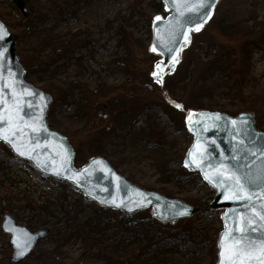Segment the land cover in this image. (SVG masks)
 Instances as JSON below:
<instances>
[{
  "label": "rangeland",
  "instance_id": "rangeland-1",
  "mask_svg": "<svg viewBox=\"0 0 264 264\" xmlns=\"http://www.w3.org/2000/svg\"><path fill=\"white\" fill-rule=\"evenodd\" d=\"M24 1L27 18L12 0H0V18L18 25L9 29L26 80L52 97L49 125L70 139L76 164L101 156L132 183L202 210L164 226L150 210L101 209L0 143V264H14L6 215L50 232L18 264H216L221 211L196 205L215 194L200 175L182 170L192 142L183 118L195 105L231 116L252 112L264 131V0H218L174 73L157 69L163 58L151 50L155 17L168 16L163 0ZM252 11L253 26L241 27ZM154 72L161 85L150 80ZM124 93L142 100V109L119 112L113 100Z\"/></svg>",
  "mask_w": 264,
  "mask_h": 264
},
{
  "label": "water",
  "instance_id": "water-1",
  "mask_svg": "<svg viewBox=\"0 0 264 264\" xmlns=\"http://www.w3.org/2000/svg\"><path fill=\"white\" fill-rule=\"evenodd\" d=\"M14 5L18 8L20 13L27 18L28 17V7L24 0H12ZM190 2H195V0H190ZM165 4L166 11L169 13L166 19H161L160 21H156L153 25L152 32V47L156 45L157 51L155 53L161 55L163 57V67L169 66L171 73H173L176 69V64L174 62L177 53L181 50H186L192 41L191 31H195V28L191 27V25H186V27L182 30L180 28V23L175 17L178 15L175 9L171 7L170 3H166V0H163ZM217 4V0H215L214 7L212 8L211 14ZM186 16L190 15L188 13ZM211 16V15H210ZM210 18V17H209ZM208 18V19H209ZM192 20H197L198 17L195 15H191ZM206 20V22L208 21ZM203 23L202 27L205 25ZM0 24L4 26V37L3 40H0V63L3 64V76L2 81L8 83L10 81H16L14 87L17 91L20 90V83L27 86L30 90L35 93H42L46 99V107L44 106V101L39 99L37 95L35 99L33 97H29L24 95L20 99L24 101H32L33 107L31 110L28 109L27 104H22L21 107L24 111L34 112L36 116H40V108H43V122L46 125L48 132L44 133L42 130L39 133H31L29 131V135L33 137L32 143H36V137H40V147L35 149V152L41 153L40 160L42 162L51 163V161L56 160L57 164L52 165L53 167H57L59 164V158L57 153H63V148H68L71 151V165L76 172L82 173L78 178L81 180V185H77L72 180L62 179L55 175L52 171H45L41 167H38L36 162L28 157L19 156L13 148L6 142L0 140V143L7 145L13 154L24 161H27L32 165V167L39 171L45 178H53L59 181H63L71 184L73 187L81 191L83 196L94 203L95 205L115 211L117 213H122L125 216L136 215L141 212H146L151 210L153 218L164 225H176L179 221L189 219L193 216H196L202 210L201 207H194L181 199H171L166 197L165 195L155 192L148 191L143 187H140L126 177L121 175L111 163L101 157H94L89 159L88 162L83 166H77L75 164L76 152L71 145L68 137L54 129H52L49 125L48 114L50 111V107L52 105L53 99L52 97L45 93L44 91L38 89L33 86L26 80V72L24 66L21 64L19 57L17 55L16 48V35L12 34L9 27L4 23L0 18ZM200 27V28H202ZM191 28L189 31L188 29ZM184 33L187 34L188 40L184 39ZM186 41V42H185ZM177 45L173 53L166 52V47H172L173 43ZM9 71H11L12 75L9 76ZM160 75V74H159ZM161 76V75H160ZM152 78L157 82V77L152 76ZM161 84V83H160ZM145 87H147L151 92L154 91V86L150 83H146ZM6 91H10L6 89ZM191 114L192 119L189 121L187 119ZM214 114H219L222 119L220 121H213L209 117ZM242 114H247L253 119V127L255 133L259 134V136L255 139V147H253V151L255 155H250L246 152L244 146L238 145L237 141L231 138V125L228 124L230 120H237L241 118ZM23 115V112H21ZM202 116L203 118L199 121L201 125L206 126L207 130L202 131L200 128H197L196 131L189 130L190 123H196L197 117ZM104 118H107L106 116ZM27 119V117H25ZM216 125L215 127L213 125ZM185 126L187 132L192 137V142L185 154L183 160L184 168L191 173H197L200 175L202 181L210 187L215 195L211 204L208 206L209 209L213 211H221V222H222V230L219 234V238L217 241V262L216 264H220L219 257V243L221 241V237L226 230V214L228 216L232 215V209L240 208L242 202L226 200L224 195L221 193L220 189L214 187L212 184L208 182L204 178V173L200 170V167H197L195 164H189L187 167L185 166V161L188 159V154L190 151H193L194 148L196 150V155L193 157L194 160L200 161L201 166L206 165L209 160L215 165L217 162H223L224 164L229 166V171H235L237 174H243L245 172H249L252 174L258 173L262 169H264V131H260L256 127V118L255 114L252 112L249 113H240L236 116H231L229 114L219 112V111H209V110H190L185 117ZM52 134V135H49ZM200 140L199 146H197V140ZM215 139L216 144L213 145L211 140ZM218 145V147H217ZM250 147L252 145H249ZM236 155L237 159L233 160L232 156ZM94 161H101L100 164L93 163ZM248 165V167H245ZM88 169L87 172L84 170ZM110 169L111 171H108ZM206 171L209 172L210 175H215V169L205 168ZM117 177L119 179H117ZM91 192V195H87L86 193ZM256 196L264 199V196H261L260 190H255ZM97 197V198H93ZM115 199L118 203L123 202L124 204H128L132 207V211H129L126 207H115L111 203H101V200L111 201ZM142 203L143 206L137 207L135 203ZM254 202L259 209L260 200L254 197ZM175 206V208L173 207ZM179 210H186V214L176 215L175 213ZM243 210V209H241ZM229 226H234L233 221H227ZM3 231L5 234L11 237L10 242L13 247V263L17 264L21 261L25 260L27 256L34 250L37 243L47 237L50 232L48 230H39L33 232L25 227H20L17 222L9 215L5 216V221L3 223ZM19 237L20 242L23 243L25 240L30 239L31 243L29 248L26 250L23 256L17 255V249L13 243L15 237ZM227 243V241H226Z\"/></svg>",
  "mask_w": 264,
  "mask_h": 264
},
{
  "label": "snow or ice",
  "instance_id": "snow-or-ice-1",
  "mask_svg": "<svg viewBox=\"0 0 264 264\" xmlns=\"http://www.w3.org/2000/svg\"><path fill=\"white\" fill-rule=\"evenodd\" d=\"M166 3H170L178 13L175 19L180 22V28L183 30L186 25H191L196 31L200 30L203 23L210 17L212 8L214 7L215 0H166ZM188 13L190 15L186 16ZM191 15L198 17L197 20H192ZM161 16H156L155 20L160 21ZM189 31L191 28L188 29ZM5 31L4 26L0 24V40H3ZM184 39L187 41L189 38L184 33ZM172 47H166V52L173 53L177 46L175 42H172ZM152 51H157L156 45H153ZM175 58V57H173ZM157 69L161 68V64L156 65ZM12 73L9 71V76ZM154 76L157 77L158 83H163V77L159 73L154 72ZM3 76V64L0 63V78ZM16 81H10L5 83L0 79V140L8 143L13 150L21 157H28L36 162L38 167H41L45 171H52L55 175L62 179L72 180L78 186L81 185V180L78 178L82 175L80 172H76L71 165V151L68 148H63V153H57L59 158V164L57 167L52 165L57 164L56 160L48 162H42L40 160L41 153L35 152L36 148L40 147V137H36V143H32L33 137L29 135V131L33 134L41 132H48L46 125L43 122V108H40L41 115L36 116L34 112L24 111L21 107L22 104H27L29 110L32 109V101H24L20 99L24 95L36 98L39 96L41 101H44L46 107L47 99L42 93H35L27 86L20 83V90L17 91L14 87ZM6 89L10 91H6ZM177 108H181L180 104H175ZM23 112V115H21ZM27 117V119H25ZM202 116L197 117L196 123L189 124V130L196 131L200 128L202 131H206L207 128L201 125L199 121ZM213 121H220L222 117L219 114H214L209 117ZM191 121V114L187 118ZM228 124L231 125V138L237 141L238 145L244 146L246 152L250 155H255L253 147H255V139L259 134L255 133L253 127V119L247 114H242L239 121L230 120ZM216 126L215 124L213 125ZM52 135V134H49ZM215 145V139L211 140ZM200 140H197V146H199ZM249 145H252L251 147ZM218 147V145H217ZM196 150L190 151L188 159L185 161L187 167L190 163L200 167V170L204 173V178L208 180L214 187L220 189L226 200L242 202L240 208L232 209V215L226 214V230L221 237L219 243V257L220 264H264V199L256 196L255 190L259 189L261 196H264V169L258 173L252 174L245 172L243 174H237L235 171H229V166L223 162H217L215 165L209 160V162L201 166L200 161L194 160ZM232 159H237L236 155L232 156ZM95 164L102 163L101 161H94ZM248 167V165H245ZM208 169H215V175H210ZM85 172L88 169L84 170ZM108 171H111L108 169ZM117 179H119L117 177ZM91 195V192L86 193ZM254 197L260 200L259 209L254 202ZM97 198V197H93ZM101 203H111L115 207H126L129 211H132V207L128 204H124L122 201L117 202L115 199L101 200ZM135 203V202H134ZM135 206L141 207L142 203H135ZM175 208V206H173ZM243 209V210H241ZM176 215L186 214V210H179ZM233 221L234 226H229L227 221ZM227 241V243H226ZM13 243L17 249V255L23 256L26 250L29 248L31 240H25L20 242L19 237H15Z\"/></svg>",
  "mask_w": 264,
  "mask_h": 264
},
{
  "label": "trees",
  "instance_id": "trees-1",
  "mask_svg": "<svg viewBox=\"0 0 264 264\" xmlns=\"http://www.w3.org/2000/svg\"><path fill=\"white\" fill-rule=\"evenodd\" d=\"M159 8L162 11L163 10V5L160 4L159 5ZM5 19H6V17H5ZM6 21H7L6 22L7 23V26L10 29H12L14 31H17L18 30V27H17L18 25L17 24H14V23L12 24L7 19H6ZM124 94H125V96H123V98H119L118 101H114L113 100V102H117L118 104H120V106L118 108L119 109V112H123V113H126V114H131L133 112L135 113L136 111H139V110L142 109L141 108L143 106L142 100H136L135 101V100L129 99L127 93H124ZM195 108L198 109V110H206V108L201 107L200 105H195ZM94 112H95V109H94ZM184 119H185V117L183 118V125L185 126ZM90 131H92V129H90ZM190 140H191V138H190ZM76 163L78 164V160H76ZM182 170L185 171L186 173L190 174L188 171H186L184 169V167H182ZM211 193H212V195H214L213 194L214 192L212 190H211ZM211 200H213V199H210V201ZM209 204H210V202L209 203H198L196 205H198V206H204V205H209Z\"/></svg>",
  "mask_w": 264,
  "mask_h": 264
},
{
  "label": "bare ground",
  "instance_id": "bare-ground-1",
  "mask_svg": "<svg viewBox=\"0 0 264 264\" xmlns=\"http://www.w3.org/2000/svg\"><path fill=\"white\" fill-rule=\"evenodd\" d=\"M248 16H243L242 18V22H241V27H245V28H250L253 26V22L255 20V18L257 17V11H252L250 12V14H247ZM251 23V25H248V23Z\"/></svg>",
  "mask_w": 264,
  "mask_h": 264
}]
</instances>
